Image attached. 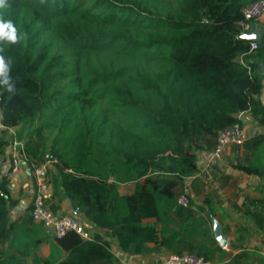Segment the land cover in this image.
Returning <instances> with one entry per match:
<instances>
[{"label": "trees", "instance_id": "1", "mask_svg": "<svg viewBox=\"0 0 264 264\" xmlns=\"http://www.w3.org/2000/svg\"><path fill=\"white\" fill-rule=\"evenodd\" d=\"M250 1L5 0L0 56L11 63L0 83V156L14 137L29 161L52 153V195L60 188L122 251L163 248L216 264H264L257 250L232 254L219 244L214 192L195 176L196 150L213 149L222 129L241 125L246 114L264 127V29L250 39L238 25ZM5 22L15 41L6 38ZM110 51L142 60L117 64ZM231 147L230 166L264 181V137L250 133ZM187 177L184 205L178 198ZM125 182L133 186L120 193ZM7 184L0 176V245L10 244L0 248V264H119L99 232L52 235L49 254L34 253L47 236L30 238L46 228L29 215L10 221L15 201ZM263 210L264 198L249 199L244 212L263 226Z\"/></svg>", "mask_w": 264, "mask_h": 264}, {"label": "crops", "instance_id": "2", "mask_svg": "<svg viewBox=\"0 0 264 264\" xmlns=\"http://www.w3.org/2000/svg\"><path fill=\"white\" fill-rule=\"evenodd\" d=\"M248 25L249 31L256 32L259 35V33L264 29V16L254 20L251 24L248 23ZM262 69L264 71V67H262ZM260 100L264 103V93L260 94ZM245 116H247V119L251 120L248 114ZM252 122L254 124V121ZM255 127L257 126L255 125ZM201 153L204 157V152L202 151ZM235 153H237V150L231 146H227L224 149L221 158L211 164L207 169H204L203 161V164L198 168V172L195 176L203 182V189L205 191L212 190L214 192L212 199L213 205H216V214L212 216V231L216 237H218L221 232L227 237H225V242L223 244H219L227 251H231L232 254L236 253L241 247H243L248 251L257 250V252L264 257V224L263 226L254 224L251 218L246 216L244 212L249 199L258 200L264 198V181L257 176L248 175L232 168L229 163L233 160ZM238 153L241 154V150ZM8 155L9 148L7 147L0 157L7 158ZM6 166L7 163L5 167ZM51 170H53V173L56 172L54 166ZM242 177L252 180L253 183L246 184L243 181L240 182ZM248 185L251 187L248 188ZM7 186L11 199L15 201L13 206H8L10 221L20 224L21 218L28 215L27 212L32 204L34 195L33 178L30 165L27 162H22L16 174L9 179ZM132 186L133 182L121 183L118 186V190L120 193H124ZM201 198V193L196 196L194 195L195 203H200ZM51 204L58 206V209L55 212L59 214H73L77 216L78 219L90 228L88 229L90 235L92 232L101 233L103 237L110 242V248L119 264L162 263L163 261H157L158 258H160L162 254H170L168 250L163 248H161L158 252L151 251L148 253L138 254L122 251L114 238H111L104 230L87 221L82 213L71 207L68 199L62 195L60 188L55 196L52 195L51 188L48 196L49 207ZM226 207L230 210L227 218L226 214H228V212L225 214L224 211ZM144 221L153 222L154 218H145ZM19 229H23V227H19ZM43 235H46L47 239L35 244L33 246V251L37 255L45 257L50 251L49 243L54 241V236L52 237L50 230L45 229L42 231L41 235H32L30 239L39 236L43 237ZM229 242L236 246L234 250L228 249ZM9 246V242H6L5 244L0 245V248L4 251L9 248ZM147 246L150 248L153 246V243L149 242ZM61 251L62 256H64L65 251L63 249H61ZM25 262H30V259L27 258Z\"/></svg>", "mask_w": 264, "mask_h": 264}, {"label": "built area", "instance_id": "3", "mask_svg": "<svg viewBox=\"0 0 264 264\" xmlns=\"http://www.w3.org/2000/svg\"><path fill=\"white\" fill-rule=\"evenodd\" d=\"M243 19L239 21L240 25L248 34L249 20H256L264 16V0H253L247 3L242 8ZM257 46L256 40L250 42V50L255 49ZM239 113L238 117H241ZM258 132L264 137V127L257 128L252 133ZM250 133H246L243 125L238 122L222 129L216 139L215 146L210 151L204 152V169H207L211 164L219 160L222 156L224 149L227 146L238 145ZM9 155L7 158L0 157V176L9 181L19 169L22 162H27L30 165L31 174L34 183V195L32 199L31 208L27 214L31 217L32 222L40 223L44 228L50 230L54 237H60L68 230H73L80 237L84 239L90 238V233L85 224L73 214H59L54 212L48 205V196L51 190V183L49 179V171L53 168L56 157L46 152L41 157L38 163L29 161L28 155L24 152L22 142L16 137L8 146ZM7 163V166L5 167ZM5 167V168H4ZM197 174V173H196ZM186 178L184 186V194L180 195L178 202L186 204L188 199L186 193L189 192V179ZM160 264H216L209 260L204 259L202 256L196 254H169V257Z\"/></svg>", "mask_w": 264, "mask_h": 264}, {"label": "rangeland", "instance_id": "4", "mask_svg": "<svg viewBox=\"0 0 264 264\" xmlns=\"http://www.w3.org/2000/svg\"><path fill=\"white\" fill-rule=\"evenodd\" d=\"M108 54L114 59V61L117 64H137V63L139 64L140 61L142 60L141 56L138 53H136V52H130V53L121 54V53H117L115 51H110ZM242 125H243V129L245 130L246 133L253 132L254 130L257 129V127H255L253 122L251 120L247 119V116H243L242 117ZM196 151H197L196 152L197 153V167L199 168L203 164V161H204V164H205V159L202 156V153H201L202 150H196ZM241 181L245 182L246 184H252L253 183L252 180L247 179L245 177H242L240 179V182ZM250 187L251 186H249L248 188H250ZM224 211H225V214H226V212H228V214H226V218H227V216L229 215L230 210L226 207ZM85 226H86V224H85ZM86 228L90 229V228H88V226H86ZM221 235H224V234L221 232ZM218 240H219V238H218ZM168 257H169V254H162L161 257L158 258L157 261H160V262L165 261Z\"/></svg>", "mask_w": 264, "mask_h": 264}, {"label": "clouds", "instance_id": "5", "mask_svg": "<svg viewBox=\"0 0 264 264\" xmlns=\"http://www.w3.org/2000/svg\"><path fill=\"white\" fill-rule=\"evenodd\" d=\"M0 7H4V8L7 7L5 0H0ZM4 26L8 29V31L6 33V38L9 40L15 41V39H16V36L14 35L15 30L12 28L11 23L5 22ZM10 63H11L10 58L0 56V77H4L3 80H0V83H7L6 73L8 71L9 66H10Z\"/></svg>", "mask_w": 264, "mask_h": 264}, {"label": "water", "instance_id": "6", "mask_svg": "<svg viewBox=\"0 0 264 264\" xmlns=\"http://www.w3.org/2000/svg\"><path fill=\"white\" fill-rule=\"evenodd\" d=\"M247 37L248 38H250V39H257V37H258V34L256 33V32H252V31H250L248 34H247ZM215 236V235H214ZM216 237V236H215ZM217 238V240H218V238H219V243L220 244H223L224 242H225V236L224 235H219L218 237H216Z\"/></svg>", "mask_w": 264, "mask_h": 264}]
</instances>
